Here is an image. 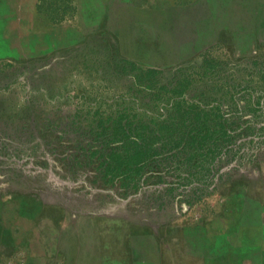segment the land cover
<instances>
[{
	"label": "rangeland",
	"instance_id": "obj_1",
	"mask_svg": "<svg viewBox=\"0 0 264 264\" xmlns=\"http://www.w3.org/2000/svg\"><path fill=\"white\" fill-rule=\"evenodd\" d=\"M176 101L224 126L211 177L178 148L145 182L93 181L98 121ZM263 222L264 0H0V264H260ZM229 227L251 250L211 238Z\"/></svg>",
	"mask_w": 264,
	"mask_h": 264
},
{
	"label": "trees",
	"instance_id": "obj_2",
	"mask_svg": "<svg viewBox=\"0 0 264 264\" xmlns=\"http://www.w3.org/2000/svg\"><path fill=\"white\" fill-rule=\"evenodd\" d=\"M144 72L148 79L145 89L165 90L164 86L157 87L155 70ZM139 81L144 84L143 75ZM184 82L183 78V88ZM182 93L184 90L179 82L171 94L179 97ZM181 102H175L172 114L161 123L146 121L127 106L116 116L110 115L105 121H98L95 136L87 140L82 152L86 166L93 168V181H100L101 185L109 188L125 179L145 182L146 179H142L145 170L156 163L158 156L178 148L186 156L184 163L188 165L189 179L190 175H196L191 173L192 169L198 171L201 168L206 169V178L211 177L212 166L224 147L215 135L226 131L220 121L213 119L216 115L210 110L206 111L198 104L183 106ZM188 125L190 128L184 134L182 128Z\"/></svg>",
	"mask_w": 264,
	"mask_h": 264
},
{
	"label": "crops",
	"instance_id": "obj_3",
	"mask_svg": "<svg viewBox=\"0 0 264 264\" xmlns=\"http://www.w3.org/2000/svg\"><path fill=\"white\" fill-rule=\"evenodd\" d=\"M250 229L251 228L248 229L246 227L243 228L245 235H246V230H250ZM220 230L215 229L214 232H211L212 233V237L211 238H213L214 235L215 236H220V235L224 234L225 232L227 234H229V236H230V234H233L234 235V237L231 239L232 240V243H230L228 241L227 244H224L225 246L227 245L226 248H228V251H229V249H231L230 247H232V246H233V250H235V249H243V250H246V247H247V249L251 250V244H250V242L247 243V241H246L247 237H245V239L243 238L242 243H235V240L237 239L235 237L236 234H237V230L236 229L229 227V228H227V230H223V231H220ZM240 230H242V229H238V231H240ZM209 240H210V237H209ZM259 240H260V243H262V245L264 247V222L259 227ZM240 241H241V239H240V237H238V242H240ZM212 244L214 245L215 243H212ZM219 245H221V244H217V246H219ZM236 245H240V247H237ZM204 246H206L207 248L204 247ZM203 247L206 248V251L210 252L213 255V252H212L213 248L210 249V245L208 243L203 244ZM263 251H264V249H263ZM220 255L221 254L215 255L214 258H216V257H218ZM232 257L233 256L229 254V258H232ZM203 260H204V263L205 264H208L209 262H211L213 264H216V262L223 261L222 259H211V260L206 259L205 260L204 259V254H203ZM240 260H241V258H240ZM243 260H245V259H243ZM217 264H220V263H217ZM227 264H241V263L238 262L236 259H229L227 261ZM242 264H245V263H242ZM260 264H264V253H263L262 257H261V263Z\"/></svg>",
	"mask_w": 264,
	"mask_h": 264
}]
</instances>
